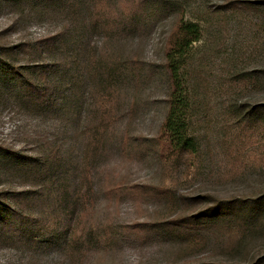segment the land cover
<instances>
[{
  "label": "trees",
  "instance_id": "1",
  "mask_svg": "<svg viewBox=\"0 0 264 264\" xmlns=\"http://www.w3.org/2000/svg\"><path fill=\"white\" fill-rule=\"evenodd\" d=\"M28 1L44 10L49 29L32 40L0 47V79L14 83L28 115L45 116L51 121L47 133L28 134L37 140L42 153L25 157L2 150L0 166L18 172L31 186L44 187L53 197L55 219L39 221L29 212L32 191H1L0 230L10 228L16 235L26 226L20 234L27 239L24 244L43 252L56 248L69 264H87L92 257L106 256L127 244L141 247V241L181 242L186 250L193 251L217 225L233 235L248 228L253 219H264V196L253 201H227L208 194L189 197L180 191L200 151L196 137L190 133L191 101L182 75L193 46L201 41L199 24L186 21L182 13L166 40L163 64L149 65L154 70L160 68L167 78L168 110L154 140L131 139L127 129L118 133L124 121L120 114L123 90L140 82L144 62L120 57L117 47L131 37L144 35L154 18L167 12L166 1ZM156 2L162 7L153 5ZM222 8L253 13L264 21V1L232 0ZM96 35L101 38L99 43L94 41ZM238 75L234 73L231 81L243 84V89L257 81L264 85V68L243 71V78ZM89 93L95 100L94 111L91 122L81 127L83 149L75 156L66 147L72 131H66L63 119L67 113L80 115ZM133 106L129 103L128 112ZM233 108H239L235 122L239 138H246L248 147L257 134L264 133V104L244 100L238 107L231 105ZM116 148L123 157L135 161L153 155L162 170L161 182L125 185L118 181L99 190L96 179L103 173L107 156ZM101 195L109 207L128 200L134 213L151 210L167 216L133 223H97ZM205 204L206 209L189 214ZM36 226H40L39 233L35 232ZM256 264H264V259Z\"/></svg>",
  "mask_w": 264,
  "mask_h": 264
},
{
  "label": "rangeland",
  "instance_id": "2",
  "mask_svg": "<svg viewBox=\"0 0 264 264\" xmlns=\"http://www.w3.org/2000/svg\"><path fill=\"white\" fill-rule=\"evenodd\" d=\"M165 1L167 12L154 18V24L144 35L131 37L117 47L120 57L144 62V67L140 68V82L123 90L120 114L124 121L119 124L118 133L127 129L131 139L147 141L157 137L168 110L169 84L160 68L154 70L149 65L163 64L166 40L183 13L186 21L200 25L202 38L193 46L182 72L191 101L190 133L196 137L200 151L192 173L180 186V191L189 197L208 194L227 201L261 198L264 196V133L257 134L246 147V138H239L235 122L239 108L231 109V105L238 107L244 100L264 104V85L257 81L252 82L249 89H243V84L234 85L231 78L234 73L243 78V71L263 70L264 21L253 13L222 8L232 0ZM247 1L262 3L264 0ZM153 5L162 7L163 4L156 2ZM43 11L28 0L0 3V47L44 35L49 26ZM100 40L96 35L94 41L99 43ZM94 103L89 93L82 113H67L63 119L66 131H72L66 147L71 148L75 156L83 149L81 127L91 122ZM129 103L134 104L132 112H128ZM28 114L18 100L14 83L0 79V152L7 149L25 157L42 153L37 140L30 139L28 134L47 133L51 118ZM239 141H243L242 144H238ZM161 179L162 170L153 155L135 161L123 157L116 148L107 156L96 184L102 190L118 181L125 185H156ZM1 191H32L34 197L29 199V212L39 221L55 219L53 197L44 187L31 186L30 181L18 172L0 166ZM206 207L207 204L201 205L189 214L199 213ZM156 215L167 216L153 214L151 210L134 213L128 200L109 207L101 195L96 222L133 223L153 219ZM262 219H253L248 228L236 235L217 225L205 242L193 251L186 250L181 242L141 241V247L127 244L106 256H94L88 263L256 264L264 259ZM39 227L36 226V233H39ZM9 229L0 230V264H69L56 248L45 252L37 250L24 244L27 239L20 237L22 232L14 235L15 232Z\"/></svg>",
  "mask_w": 264,
  "mask_h": 264
}]
</instances>
